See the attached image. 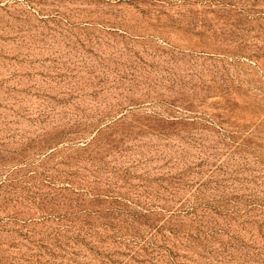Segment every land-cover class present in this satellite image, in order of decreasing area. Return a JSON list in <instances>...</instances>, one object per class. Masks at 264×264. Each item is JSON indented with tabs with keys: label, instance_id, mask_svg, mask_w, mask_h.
I'll list each match as a JSON object with an SVG mask.
<instances>
[{
	"label": "rangeland",
	"instance_id": "obj_1",
	"mask_svg": "<svg viewBox=\"0 0 264 264\" xmlns=\"http://www.w3.org/2000/svg\"><path fill=\"white\" fill-rule=\"evenodd\" d=\"M0 264H264V0H0Z\"/></svg>",
	"mask_w": 264,
	"mask_h": 264
}]
</instances>
